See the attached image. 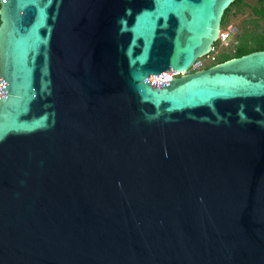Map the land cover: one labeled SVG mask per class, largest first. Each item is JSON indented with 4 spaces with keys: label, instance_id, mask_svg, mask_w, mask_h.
I'll return each instance as SVG.
<instances>
[{
    "label": "water",
    "instance_id": "water-1",
    "mask_svg": "<svg viewBox=\"0 0 264 264\" xmlns=\"http://www.w3.org/2000/svg\"><path fill=\"white\" fill-rule=\"evenodd\" d=\"M234 0H0V264H264V50L184 72Z\"/></svg>",
    "mask_w": 264,
    "mask_h": 264
},
{
    "label": "trees",
    "instance_id": "trees-1",
    "mask_svg": "<svg viewBox=\"0 0 264 264\" xmlns=\"http://www.w3.org/2000/svg\"><path fill=\"white\" fill-rule=\"evenodd\" d=\"M243 5H247L244 0H234L230 6L225 9L221 18V25L226 23L228 13L233 6L239 9ZM248 7L250 8V17L248 19L250 25L244 26L239 33L235 34L233 52H222L218 54L215 63L225 61L232 57H238L252 51L264 50V0H256L254 4H250Z\"/></svg>",
    "mask_w": 264,
    "mask_h": 264
},
{
    "label": "rangeland",
    "instance_id": "rangeland-1",
    "mask_svg": "<svg viewBox=\"0 0 264 264\" xmlns=\"http://www.w3.org/2000/svg\"><path fill=\"white\" fill-rule=\"evenodd\" d=\"M244 1L247 5H243L239 9L233 6L230 12L228 13L226 23L221 25L220 28L226 26L230 27L231 34L225 44H220L218 41L214 42V54H216V56L222 52L232 53L233 45L235 44V34L239 33L244 26L250 25V23L248 22V19L250 17V8L248 7V5L254 4L256 0ZM205 62V67L212 65L208 59H206Z\"/></svg>",
    "mask_w": 264,
    "mask_h": 264
},
{
    "label": "built area",
    "instance_id": "built-area-1",
    "mask_svg": "<svg viewBox=\"0 0 264 264\" xmlns=\"http://www.w3.org/2000/svg\"><path fill=\"white\" fill-rule=\"evenodd\" d=\"M230 34H231L230 27L226 26V27L220 28L216 41H218L220 44H225L226 41L229 39ZM214 52H215V48H214V44H213L210 51L208 53H206L205 55L197 58L186 71L181 72V73H178L176 71V72L150 75L148 77V80L154 81V82H166L170 78H174L180 74H185V73H188L191 71H195V70H199L201 68H204L206 66V62H205L206 59H208L210 61V63L213 65L215 63V60H216V54H214Z\"/></svg>",
    "mask_w": 264,
    "mask_h": 264
}]
</instances>
